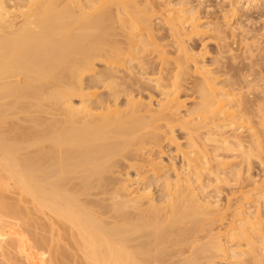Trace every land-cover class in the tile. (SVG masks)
<instances>
[{
  "label": "bare ground",
  "instance_id": "6f19581e",
  "mask_svg": "<svg viewBox=\"0 0 264 264\" xmlns=\"http://www.w3.org/2000/svg\"><path fill=\"white\" fill-rule=\"evenodd\" d=\"M175 1L0 0L6 258L21 248L30 264H264L261 47L247 24L248 50L220 25L242 0L205 24L208 0ZM207 33L225 50L216 72ZM167 144L180 155L167 158Z\"/></svg>",
  "mask_w": 264,
  "mask_h": 264
},
{
  "label": "rangeland",
  "instance_id": "374dc122",
  "mask_svg": "<svg viewBox=\"0 0 264 264\" xmlns=\"http://www.w3.org/2000/svg\"><path fill=\"white\" fill-rule=\"evenodd\" d=\"M173 1H175V0H173ZM176 1H178V0H176ZM176 1H175V2H176ZM216 1H218V3H216ZM225 1H227V2H226L227 4L223 3V2H225ZM244 1H245V0H242V4H241V15L238 14V15H240L239 17H238V15H237V16H235V18H233V20L230 21V19H228V18H226V20H225V18H222V17H221V15H222L223 13L225 14L224 11H226V9L228 8V7H227V6H228V0H212V3H213L214 5L211 4V0H210V3H208V2H209V0H208V1H207V5H208V4H209V6L211 5V12H212V9H213V12H212V13H213V14L215 13V15H214V17H213V14H212V15L210 14V15H211V16H210L211 19H210V20H206V19H205L204 22H202V23L205 24V23H207L208 21L212 22V21L214 20V19H212V18L217 17L216 14H219V15H220V16L218 15V16L220 17L219 20H221V18H222V20H221L222 22L216 20V19H218V17L215 18V21H217V22H221V23L223 24V25H222V24L220 23L221 26H225V25L228 24L227 26H229V27L231 26V27H230L231 31H232V27H233V28L237 27V24L240 25L239 23H241V22H243V23L241 24L240 27H243L244 25L247 24L246 26H247V27H248V26L250 27V28L247 29V32H248V31H249V32L252 31V34H253V35H251V33L249 34V33L246 32V28H247L246 26L244 27V28H245V31H244V28H240L239 26L237 27L238 29H235V31H239L238 33H239L240 35H239L237 32H235V31H232V32H233V34H232L231 31H228L229 27H227V26H226L227 29H226V27H223V29H224V30L226 29V32L228 33V34H226V32H225L226 36L229 35V33H231L230 36H229L230 38H228L227 42L230 41V43H232V41H235V43H238L237 40H239V38H240V40H242V36L244 37V35H241V34H243V33H241V32L244 31V33H245V32L247 33V34L245 35V37H247V35H249V36L247 37V39H250V38H251V39H250V40H247V39L245 38V41H243V40H244V38H243V40H242L243 43L239 40L240 44H239V43H238V44H239L240 46H241V44H242V46H246V45H247V44H246V40H247L248 42L251 41L250 43H251L252 45H254L255 47H257L258 49H259V46L261 47V48H260L261 50H260V49H259V50L262 51V52H260L259 50L256 51L255 49H257V48H255V47H253V46L251 45L252 48H255V49L252 50L251 48L248 47V48H249V53H248V52H246V53H247L248 55L250 54V52H251V54L253 53V54H252V58L249 59L250 61H251L253 58H254L255 60H257L258 58H260V66H259V67H261V69H260L259 67H256L257 70H258V71L256 70V71H257L256 74H258V76H259V74H260V77H261V79H262V76H263V73H264V67H263L264 64L261 65V63H263L261 60H264V59H263V58H264V56H263V55H264V53H263V52H264V34H263V32H264V21H260V20H264V10H263L264 7H262V6H264V4L262 3L263 0H261L260 3H262V4L256 6V8H254L255 5L252 4L253 2L248 3L249 0H247V2L245 1V3L243 4ZM219 2L223 3L225 6L222 4L223 6L220 8V5H217V4H220ZM246 4H248V7H247ZM251 4H252V5H251ZM215 5L218 6V7H216ZM212 6H214V7H212ZM242 6H243V7H242ZM249 6H250V7H249ZM251 6H252V7H251ZM223 7H225L226 9L223 8ZM246 7H247L248 9H247ZM261 7H262V9L260 10ZM214 8H219V9L217 10V9H214ZM243 8H244V9H243ZM250 8H251V9H250ZM215 10H216V11H215ZM243 10H244V12H243ZM247 10H248V11H247ZM249 10H250V12H249ZM217 11H218V12H217ZM219 11H220V12H219ZM221 13H222V14H221ZM239 13H240V12H239ZM248 13H249L250 15H249ZM258 13H259V14H258ZM261 13L263 14V16H262ZM224 14H223V15H224ZM252 14H253V15H252ZM254 14H255V15H254ZM260 14H261V15H260ZM245 15H246V16H245ZM260 16H262V17H260ZM223 17H224V16H223ZM245 17H246V18H245ZM249 17H250V19H249ZM251 17H252V18H251ZM253 17H254V18H253ZM257 17H258V18H257ZM208 19H209V18H208ZM223 19H224L225 21H224ZM247 20H248V21H247ZM249 20H251V21H249ZM255 20H256V21H255ZM226 21H227V23H225ZM232 21H233V22H232ZM228 22H229V23H228ZM230 22H231V24H230ZM246 22H247V23H246ZM261 22H262V23H261ZM252 23H253V24H252ZM233 25H234V26H233ZM242 25H243V26H242ZM259 25H260V26H259ZM252 26H254V27H252ZM260 28L262 29V31H261ZM240 29H243V31H240ZM256 31H257L258 33H257ZM234 32H235L236 34H238L240 37H238V35H236ZM255 33H256V34H255ZM208 34H209V36H211V37H209ZM234 34H235V35H234ZM257 34H258V35H257ZM233 35H234V36H233ZM259 35H260V36H259ZM261 35H262V36H261ZM223 36H224V35H223ZM231 36H233V37H231ZM250 36H251V37H250ZM258 36H259V37H258ZM206 37L208 38V40H209V39H210V40H209V41H208L207 39L205 40L204 38H206ZM224 37H225V36H224ZM236 37H237L238 39H237ZM257 37H258L259 39H258ZM211 38H212V34L210 35V33H207V35H205V36L202 38V39H204L205 41H207V44H205V47H207V49H206L204 46H203V47L206 49V52L209 51V53H208V52L206 53V56H207V57L205 58V59H206V62L209 63V67H212L213 71L216 72V71L219 69V67H218L219 64L216 62V61L219 60V59H218L219 57H217V56L220 54V59H221V56H222V54L224 53L225 50H224L223 48H220V49H219V46H220V45H221L220 47H222V44H221L222 41H219V40H216V39H213V38L211 39ZM232 38H233V39L235 38V39H234V40H231ZM256 39H257V40H256ZM204 40H203V41H201V40L198 41V40H197V41H196V44H195L196 47H198V46H199V47H202V46H201L202 43H205ZM211 40H212V41H211ZM214 40H216V42H215ZM253 40H254V41H253ZM217 41H218L219 43H217ZM252 41H253V42H252ZM197 42H198V44H197ZM201 42H202V43H201ZM244 43H245L246 45H243ZM250 43H249V45H250ZM253 43H256V44H253ZM257 43H258V44H257ZM195 45H194V46H195ZM203 45H204V44H203ZM217 45H218V48H217ZM235 45H236V44H235ZM235 45H234V46L232 45V46L234 47V49H235ZM249 45H247V46H249ZM232 46H231V47H232ZM240 46L237 45L235 51H238V50H237V49H238L237 47H240ZM242 46H241V49H242V50H243V48H246V47H243V48H242ZM251 46H250V47H251ZM199 47L196 48V49H201V48H199ZM203 47H202V48H203ZM231 47H230V48H231ZM215 48H216V49H215ZM218 49H219V50H218ZM222 49H223L224 51H222ZM239 49H240V48H239ZM246 49H247V48H246ZM246 49H245V50H246ZM229 50H230V49H229ZM229 50H227V52H229ZM247 50H248V49H247ZM250 50H251V51H250ZM216 51H218V53H217ZM219 51H220V52H223V53H219ZM232 51H234L233 48H231V52H230V53H232ZM240 51H241V50H239V52H240ZM253 51H254L256 54H257V52H260V54L258 53L259 56L263 54V55H262L263 58H261V56H260V57L258 56L257 59H256L255 57H253V55H255V53H254ZM241 52H242V51H241ZM241 52H240V53H241ZM216 53H217V54H216ZM240 53H238V55H237V52H236V54H234V52H233L234 56H236V55H237V57L239 56V57H238L239 60H240V59L242 60L243 57H244V59H246L245 61H242V62H241V60H240V62H241L242 65H243V63H245V62L248 64V61H249V60H247V59L250 58L251 55L247 58V57H245V54H246V53H244V51L241 53V54H243V55H240ZM261 53H262V54H261ZM233 54H232V55H233ZM258 54H257V55H258ZM257 55H256V57H257ZM242 56H243V57H242ZM215 57H217V59H216ZM214 58H215V59H214ZM210 60H211V62H210ZM215 60H216V61H215ZM239 60H238L237 62H239ZM208 61H209V62H208ZM214 61H215V63L213 64ZM250 61H249V62H250ZM252 61L254 62V60H252ZM240 62H239V63H240ZM207 63H205V64H207ZM210 63H211V64H210ZM256 63L258 64L259 62L257 61ZM256 63H255V64H256ZM212 64H213V65L218 64V65H216V66L214 67ZM210 65H212V66H210ZM256 66H257V65H256ZM213 67H214V68H213ZM210 69H211V68H210ZM212 69H211V70H212ZM214 69H215L216 71H215ZM259 71H260V72H259ZM261 71H262V72H261ZM261 74H262V75H261ZM263 78H264V76H263ZM263 80H264V79H263ZM253 85L256 86V88H257V87L262 88V86L264 87V82L262 81L261 83L259 82V83H256V84L254 83ZM259 90H260V89H259ZM258 92H259V94H258ZM258 92H256V94H257L258 96L260 95V97L263 98V97H264V93L261 92V90L258 91ZM13 103H14L13 100H12V103H11V101H10V104H11L10 106H11L12 109H14V111H13L12 114L15 115L14 113L17 112L18 110L15 111V106H14ZM12 104H13V105H12ZM13 107H14V108H13ZM187 107H188V106H187ZM12 109H10L9 114L12 112V111H11ZM9 114H8V115H9ZM12 114L10 115V117H12ZM17 114H18V113H17ZM18 115H19V114H18ZM18 115L13 116L12 118H14V117L16 118V117H18ZM21 116H22V115H21ZM10 117L8 116L7 118H8L9 121L6 120L5 122L11 123L12 120H13V121L16 120L17 123L15 122V125H14V122L12 121L14 126H12V124H10V125H8L7 123H6L7 125L5 124L4 127H7V128H5V131H6V129H7V131H6L7 136H8L10 133H12V131H13V129H12V131H11V127H10V126H12V128H14V131L16 132V130L19 129V126H20V124H21V123L19 122V120H18L19 118H17V119L14 120V119H12V118H10ZM19 117H20V115H19ZM0 119H1V118H0ZM10 119H11V121H10ZM17 120H18V121H17ZM20 120H21V119H20ZM2 123H3V122H2ZM19 123H20V124H19ZM1 125H2V124H1ZM3 125H4V123H3ZM8 126H9L10 128H8ZM17 126H18V127H17ZM4 127H2L1 129L4 130ZM17 128H18V129H17ZM8 129H9L10 131H9ZM14 131H13V133H14V134H17V133H15ZM11 135H12V134H11ZM17 135H18V134H17ZM175 135H176L175 137H176L177 139H179V140H178V143H180L181 149H184V146H185L184 144L187 143L186 140H185V138H184V134H182V131H177ZM12 136H13L15 139H13V137L11 138L10 135L8 136V139L10 140V138H11L12 142H14V140H16L17 138H16V136H14V135H12ZM17 137H18V136H17ZM167 145H170V144H167ZM182 146H183V148H182ZM166 147H167V146H166ZM175 149H176V145H175V144H171V145L166 149V151H167V155H166V157L168 156V152H171V153H170V156L172 155L173 157L176 158L178 151L175 152ZM182 151H185V149L182 150ZM178 154L180 155V153H178ZM167 158H169V157H167ZM228 161H229V160H228ZM236 161H237V160H236ZM211 190H212V189H211ZM211 190H208V191H211ZM4 236H5V235H4ZM4 236H2V237L0 238L1 241H2V240H3V242H5V241H9V240H8L9 237L6 238L7 236H5V237H4ZM3 237H4V239L6 238L7 240L5 239V241H4V239H2ZM9 242H10V241H9ZM6 243H7V242H6ZM7 244H8V243H7ZM15 246H16V245H15ZM0 248H3V247H0ZM5 248H6V247H5ZM5 248H4V249H5ZM7 248H8V246H7ZM18 248H19V247H18ZM9 249H10V248H9ZM9 249H6V250L9 252V251H10ZM11 249H12V248H11ZM20 249H21V248L17 249V250H18V253H17L16 256H18V254H19L18 257H16V256L13 255V254H15L14 251H13V252L10 251L9 253H11V252L13 253L12 255H9V256H13V257H11V258H10V257H9V258H6V254H9V253H8L6 250H4V251L2 252L1 250H3V249H0V252H1V253H0V261H1L0 264H1V263H2V264H19V263H20V264H30L31 262L29 263V260L26 259L27 256H25L23 252H22V253L19 252ZM12 250H13V249H12ZM5 252H6V253H5ZM4 253H5V255H4ZM20 254H21V255H20ZM22 254H23V255H22ZM2 255H3V258H1ZM7 257H8V256H7ZM15 257H16L17 261H16V259H12V258H15ZM21 257H22V258L25 257V258L22 259ZM2 259H3V262H2ZM4 259H5V261H8V262H5ZM6 259H8V260H6ZM11 259H12V260H15L14 263L12 262ZM25 259H26V261H25ZM23 260H24L25 262H24ZM27 260H28V263H27ZM43 260H45L44 262L46 263V260H47V259L44 258ZM43 260H41V262H43ZM10 261H11V262H10ZM16 262H17V263H16ZM44 262H43V264H45ZM47 262H48V261H47ZM35 263H38V262L35 261ZM48 264H49V262H48ZM224 264H226V263H224Z\"/></svg>",
  "mask_w": 264,
  "mask_h": 264
}]
</instances>
